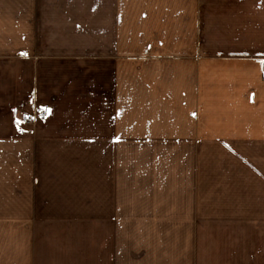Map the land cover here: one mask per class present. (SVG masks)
Returning <instances> with one entry per match:
<instances>
[{
    "label": "crops",
    "instance_id": "crops-1",
    "mask_svg": "<svg viewBox=\"0 0 264 264\" xmlns=\"http://www.w3.org/2000/svg\"><path fill=\"white\" fill-rule=\"evenodd\" d=\"M0 264H264V0H0Z\"/></svg>",
    "mask_w": 264,
    "mask_h": 264
},
{
    "label": "rangeland",
    "instance_id": "rangeland-1",
    "mask_svg": "<svg viewBox=\"0 0 264 264\" xmlns=\"http://www.w3.org/2000/svg\"><path fill=\"white\" fill-rule=\"evenodd\" d=\"M129 194H130L129 192L123 193L124 196L126 195L125 199H129ZM14 209L16 210V208H14ZM10 210H11V208L7 209V211H10ZM122 213L128 214L129 208L123 207ZM116 225L120 230L119 245L121 246L122 249H125L128 241H129L128 239H131V238H133V240L136 239L135 237L130 235V232L136 231L137 229H139V226H143L144 224L123 222V223H116ZM85 226H86L85 229H87L88 233L90 234L88 237L85 238V246L95 247L96 246V232L93 231V227H92L93 224L92 223H86Z\"/></svg>",
    "mask_w": 264,
    "mask_h": 264
},
{
    "label": "built area",
    "instance_id": "built-area-1",
    "mask_svg": "<svg viewBox=\"0 0 264 264\" xmlns=\"http://www.w3.org/2000/svg\"><path fill=\"white\" fill-rule=\"evenodd\" d=\"M46 114H47L46 110H44V109H40V110H38V112H37L36 114H34V115H30V116H27V118H26L25 121H26L27 123H31V122H33V119H34V118H41V117L46 116Z\"/></svg>",
    "mask_w": 264,
    "mask_h": 264
}]
</instances>
